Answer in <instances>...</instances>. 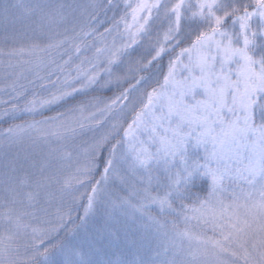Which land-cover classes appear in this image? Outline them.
I'll return each instance as SVG.
<instances>
[{
	"label": "snow or ice",
	"instance_id": "1",
	"mask_svg": "<svg viewBox=\"0 0 264 264\" xmlns=\"http://www.w3.org/2000/svg\"><path fill=\"white\" fill-rule=\"evenodd\" d=\"M261 41L264 0H0V264L101 214L114 264H264Z\"/></svg>",
	"mask_w": 264,
	"mask_h": 264
},
{
	"label": "rangeland",
	"instance_id": "2",
	"mask_svg": "<svg viewBox=\"0 0 264 264\" xmlns=\"http://www.w3.org/2000/svg\"><path fill=\"white\" fill-rule=\"evenodd\" d=\"M242 3L243 0H236ZM258 52H264V41H261V46ZM208 181L205 180V183ZM198 189L194 188V191ZM136 227L135 224L132 225ZM66 242L69 246V251L63 256L67 264H77L81 259L91 258L93 264H114L115 261L124 259L127 261L146 259L145 255L136 253L131 249H126L123 244L116 246L112 243L111 237L104 229V216L99 215L93 221L80 228L77 233L69 234ZM60 255L59 253L57 254Z\"/></svg>",
	"mask_w": 264,
	"mask_h": 264
},
{
	"label": "trees",
	"instance_id": "3",
	"mask_svg": "<svg viewBox=\"0 0 264 264\" xmlns=\"http://www.w3.org/2000/svg\"><path fill=\"white\" fill-rule=\"evenodd\" d=\"M8 126V124L6 123V122H4V121H0V128H5V127H7ZM71 234V233H70ZM69 235V234H68ZM68 238V236L66 237V239Z\"/></svg>",
	"mask_w": 264,
	"mask_h": 264
}]
</instances>
